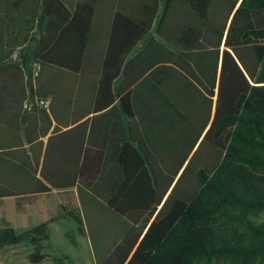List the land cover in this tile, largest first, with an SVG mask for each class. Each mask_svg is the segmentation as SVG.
Returning <instances> with one entry per match:
<instances>
[{
	"label": "trees",
	"instance_id": "obj_1",
	"mask_svg": "<svg viewBox=\"0 0 264 264\" xmlns=\"http://www.w3.org/2000/svg\"><path fill=\"white\" fill-rule=\"evenodd\" d=\"M173 1L164 0V7ZM159 2L117 12L140 26L142 36L151 29ZM180 2L188 12L181 15L180 28L172 27L180 31L167 40L172 51L132 94L120 98L125 115L135 119L130 132L137 149L125 144L119 160L125 179L107 205L121 215L145 217L144 225L155 215L126 264H264V220L249 218L264 211V0ZM32 3L34 9L40 4L45 19V36L32 52L36 60L70 14L54 24L52 13L64 9L60 0ZM73 18L78 22V10ZM89 23L88 14L80 25ZM144 137L157 142L148 146ZM153 150L159 154L152 156ZM131 165L135 174L128 171ZM184 180L187 187L179 189ZM71 218L83 235L81 219ZM48 224L22 233L0 229V249L26 242L32 246L29 262H42ZM126 256L117 254V264ZM64 261L69 263L66 256L53 259Z\"/></svg>",
	"mask_w": 264,
	"mask_h": 264
},
{
	"label": "crops",
	"instance_id": "obj_2",
	"mask_svg": "<svg viewBox=\"0 0 264 264\" xmlns=\"http://www.w3.org/2000/svg\"><path fill=\"white\" fill-rule=\"evenodd\" d=\"M151 1L60 0L65 10L52 13L53 23L70 17L34 60L32 52L45 36L40 4L34 9L29 0L19 9L16 0H0V229L22 233L49 223L45 258L38 264H54L61 256L69 260L64 264H117L115 256L127 254L121 263L126 264L155 217L144 225L145 217L121 215L107 205L125 179L119 161L125 144L137 149L130 132L135 119L125 115L120 98L132 94L172 51L167 40L180 34L172 27L180 28L188 12L180 0L166 8L159 0L151 29L140 36L141 27L117 9L138 12L139 4ZM88 14L90 23L82 27ZM148 89L152 95L154 87ZM40 97L49 99L47 109L34 106ZM128 110L133 113L130 104ZM128 171L135 174L134 166ZM71 214L81 219L83 235ZM54 234L69 242L70 254L60 250ZM31 252L26 242L5 246L0 264H31Z\"/></svg>",
	"mask_w": 264,
	"mask_h": 264
},
{
	"label": "rangeland",
	"instance_id": "obj_3",
	"mask_svg": "<svg viewBox=\"0 0 264 264\" xmlns=\"http://www.w3.org/2000/svg\"><path fill=\"white\" fill-rule=\"evenodd\" d=\"M11 1H13V0H11ZM29 0H17L16 2H18L19 3V5L17 6L19 9L20 8H22L24 5H27V2H28ZM16 7V8H17ZM196 148H197V146H196ZM195 148V149H196ZM197 163H198V160L197 159H195V161L191 164V166H190V168H193V167H196V165H197ZM190 175V174H189ZM189 175H187V176H189ZM190 179V178H189ZM188 181V180H187ZM187 186H185V180H184V182L181 184V186L179 187V189H185ZM249 218L252 220V221H255V222H257V223H260V222H262L263 220H264V211L263 212H261V213H257V214H255V215H250L249 216ZM54 241H56V242H59L58 243V245H59V248H60V250L62 251V252H64V253H68V254H70L71 253V245L69 244V242L68 241H66V240H63V239H61L60 237H59V235L58 234H54ZM195 264H202V263H195ZM212 264H214V263H212Z\"/></svg>",
	"mask_w": 264,
	"mask_h": 264
},
{
	"label": "built area",
	"instance_id": "obj_4",
	"mask_svg": "<svg viewBox=\"0 0 264 264\" xmlns=\"http://www.w3.org/2000/svg\"><path fill=\"white\" fill-rule=\"evenodd\" d=\"M35 70L32 71V77L33 78H36L38 76V73H39V66L36 64L35 65ZM34 106L37 107V108H40V109H47L48 106H49V99L47 97H40V98H37L35 103H34ZM33 106L30 105L28 107V109H31Z\"/></svg>",
	"mask_w": 264,
	"mask_h": 264
}]
</instances>
